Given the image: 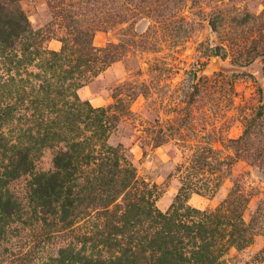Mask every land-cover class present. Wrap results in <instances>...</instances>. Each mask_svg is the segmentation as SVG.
I'll list each match as a JSON object with an SVG mask.
<instances>
[{"label":"rangeland","instance_id":"obj_1","mask_svg":"<svg viewBox=\"0 0 264 264\" xmlns=\"http://www.w3.org/2000/svg\"><path fill=\"white\" fill-rule=\"evenodd\" d=\"M17 6L32 28L42 31L48 52L59 53L60 40L68 32L75 35L80 22L93 30L94 47L115 44L119 59L77 90L84 111L71 115L62 110L57 120L50 118L69 129L44 134L28 131L32 125L23 111L28 109L31 114L28 101L39 98L42 102L33 93L44 80L34 68L38 63H32L28 73L39 80H27L23 73L35 56L8 58L14 62L15 80H7L11 67L0 59V108L13 100L12 110L0 123V135L9 141L4 143L6 151L0 149V191L15 203L5 211L0 209V264H47L51 258L54 264H103L100 258L117 255L116 249L105 255L98 238L80 237L113 223L104 213L106 209L92 203L93 194L84 196L78 217L68 227L56 222L41 227L39 215L23 191L31 177L12 166L9 144L25 142L33 150L37 172L52 170L55 151L71 139L80 142L75 148L80 157L94 144L97 148L102 144L120 146L136 169L138 182L156 186L149 188L151 203L160 213L181 219L191 214L189 210L212 212L236 185L244 196L239 209L243 219L249 222L253 218L257 201L264 198V177L242 158H235L229 141L242 135L245 120L264 113V0H116L108 12L101 0H23ZM111 17H116L113 22L101 23ZM74 50L72 47L67 53ZM38 53L45 65L49 56L41 50ZM184 93L192 96L187 107ZM89 106H113L119 118L114 129L92 128L97 123L89 119ZM257 125L264 132V116ZM160 130L168 139L154 148L152 139ZM200 148L204 149L201 157L213 162L215 170L198 178H202L203 188L212 190L209 195L192 193L185 203H177L180 182ZM136 188L143 190L140 182ZM120 200L109 205V213ZM41 229L50 232L48 241L41 239ZM263 247L264 235H258L245 248H230L219 261L249 264ZM88 256L95 262L90 263Z\"/></svg>","mask_w":264,"mask_h":264},{"label":"trees","instance_id":"obj_2","mask_svg":"<svg viewBox=\"0 0 264 264\" xmlns=\"http://www.w3.org/2000/svg\"><path fill=\"white\" fill-rule=\"evenodd\" d=\"M21 1L23 0H0V59L11 67L7 80H15L16 77L12 73L14 62L8 58H22L28 54L35 56V59H29L31 64L23 73L28 76L27 80H39L28 73L32 63H38V67L34 68L40 70L44 80L33 93L42 102L39 98L28 101L32 108L29 115L28 109H23L33 128L28 131L39 130L44 134L55 129H69L67 125L50 118L55 117L57 120L62 110L71 115L84 111L78 104L77 90L119 59L118 47L115 44L94 47L93 30L88 24L78 22L75 35L68 32L60 40L61 51L50 53L44 47L46 37L43 38L42 31L34 30L24 11L17 6ZM115 1L101 0V4L108 12L113 10ZM115 18L105 19L101 23L113 22ZM72 47L75 50L68 54ZM39 50L49 56L45 65L41 64ZM184 89L187 91L186 87ZM65 92L67 95L62 100ZM191 97L190 93H184L186 107L191 103ZM17 101L20 102L16 98L15 102ZM12 102L13 100L0 108V123L4 122L8 110H12ZM115 110L113 106L107 109H93L89 106L88 113L92 115L89 119L97 123L91 127L113 130L119 120ZM263 116V111H260L255 117L245 120L242 135L229 142L235 158H242L250 166L257 168L264 177V132L257 129V123ZM164 135L163 130H160L152 139L154 148L166 142L168 136ZM76 140L77 138L65 142L64 146L55 151L53 167L48 172L35 171V156L31 154L33 150L25 142L9 144V148L13 150L11 164L21 175L31 177L25 183L23 191L31 199L42 228L47 222H50L48 226L56 222L62 228L68 227L78 217L84 196L94 195L92 203L97 205L98 202V205L106 209L104 213L113 223H106L96 234L86 233L80 237L92 240L98 238L104 249L102 252L107 256L110 250L116 249L115 257L108 256L106 260L104 257L100 258L103 264H113V260L116 264H224L219 259L230 248H245L256 236L264 235V198L257 201L254 216L249 222L243 219V211L239 210L244 196L235 189L236 185L214 211L189 210L191 214L188 212L178 219L175 214L160 213L151 203L152 192L149 188L154 189L155 185L143 180L139 181L143 190L136 188L139 185L136 169L122 153L120 146L111 148L102 144L97 148L94 144L80 157L81 153L75 149L80 147V142ZM4 143L8 144L9 141L0 135V149L6 151ZM208 151L211 152L210 149ZM203 152L204 149L200 148L193 154L192 166L180 182L175 198L177 203H185L192 193L209 195L211 188H203V180L198 177L202 173H214L212 171L215 170V165L207 161L206 157H201ZM119 197L120 203L115 204L113 211L109 213V205ZM245 201L248 203L249 199ZM14 205L0 191V209L5 211ZM257 224L261 225L258 232L254 228ZM39 231L41 239H50L49 231ZM88 259L90 263L95 262L93 256H88ZM54 262L51 258L47 264ZM249 264H264V247Z\"/></svg>","mask_w":264,"mask_h":264}]
</instances>
